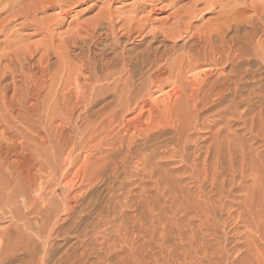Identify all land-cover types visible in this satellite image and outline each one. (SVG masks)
<instances>
[{
    "label": "bare ground",
    "instance_id": "6f19581e",
    "mask_svg": "<svg viewBox=\"0 0 264 264\" xmlns=\"http://www.w3.org/2000/svg\"><path fill=\"white\" fill-rule=\"evenodd\" d=\"M87 1L92 2V4L88 6V9L97 7L100 3L101 6L99 9H97L98 11L95 16L87 21L88 23L86 22L87 24L84 23V25L81 22L82 27L80 26L81 28L77 29L76 33L74 32L75 34L73 36L70 35V39L68 38L69 41H65L68 44L63 41L66 45L58 54L57 58L59 59L58 63L62 64V66L64 65L63 68L67 69V67H69L70 65L71 59H74L70 56V51L68 52V48L69 46H78L79 40L81 39L83 42V46L85 45L87 48L85 47V49L80 46L79 54L81 56L78 57L80 58L82 63V72H86V74L88 73V77L83 76L84 79H82V81L84 80V84L83 86H81V89L85 88V90L81 93L79 92L80 96L77 99L78 101L75 100L76 102H73L72 92L58 94L61 104V110L63 111V113H65V116L62 118L61 123L55 124V122V126H53V128L50 130V133H53L52 137L58 146V150L53 151V153L49 151L50 155H52L51 158H53V160L56 159L57 161L61 158V161L58 162V165L61 164L62 166V163H67L69 161V158L73 156H70L69 154L73 151L69 148V144H71L72 138L75 137L72 134L76 135L75 133H77V130L76 132L75 130H73L74 133L70 134V136H67L68 138H66V134L68 135V130L70 128L69 126H67V124L69 125V123L75 122V120L72 121V119H74L73 111L75 110V103L80 104V102L88 99V90L91 93H95L97 91L95 90L96 86L99 85V82H105V85L111 84V86L112 84H114L113 87L117 89L114 90L113 93H116V96H118V101H121H119V104L121 106L126 105L128 107L132 102H137L135 106L138 104V102L145 103L144 101H146L147 99L146 95H148L147 91L151 90V88H159L160 90L165 86L172 87L169 91L165 90L166 98L164 96L163 97L165 99L163 97L161 98V100L163 99V101H165L162 107L159 106V101H157L158 105L157 103L155 104L159 108L155 106L156 108L153 107L152 110L151 106H149L151 108L152 114H150L149 118L147 117L149 119L147 120V122L144 123L141 120L144 123L143 125L135 122L138 123L137 126H140L139 129L135 128V130H139L137 137L141 139L142 143H140V145L138 146L135 145L137 149L133 150L134 148H132L133 146H131L132 144H130L129 142L135 143L136 139H133L132 137L133 142L132 139H130L131 141H129L130 136H128L129 142L127 143H129V145L125 146L126 151H124L126 152V154H124V152L122 153L125 155V157L121 155L124 157L125 162H134V166H136V168L137 165L142 166V168L140 167L141 171L145 172L144 175H146L151 183L154 184L155 191L153 192V195L147 196L146 205L148 207L147 210L151 212L149 216L150 218L148 217L149 220H152L157 224H153V232H151L152 230L150 231L153 234L151 239L155 240V244L153 245L150 242H147V244L142 243L143 246L139 245L141 247L139 253L134 251L139 247L137 246V248L133 250L132 248H130L127 252H122V254L119 256L116 255V258H119V262H124V259L128 260L130 259V257H134L141 260L139 262L141 264H149L152 261H155V264H222L223 259L226 257L225 254L228 253V250H230L228 246H232L231 249L236 252V257H234L233 260L234 264H264V152L260 150L264 147V76L262 77L261 74L259 75V71H261L264 67V0H253L251 4H248L247 0H237V2L232 0V2H235H233L234 4H230H233L232 6H229L227 4L228 0L200 1L205 3V8H207L208 10L211 9V11L212 9H216L218 13L215 16V20L213 19L212 23L209 22V25H207L206 27H198L197 31H192L189 26H187L183 30H180V27L160 28L159 30L153 29L150 28L151 24H149L148 19L145 17H140V19H135L132 17L121 19L116 15L117 10L113 8L114 2L118 0H31L27 3H24V0H1L0 15L3 11L10 12L14 17L19 14H23L27 18H25L22 26H36L37 31H44L50 34L52 28H54L55 25L60 26V24L64 22L63 19L66 18L68 14H70L72 5L82 2L86 3ZM19 4H21V6L18 7L20 11L13 9L15 5ZM197 6L198 4L191 11V17H194L196 15V12L198 10ZM217 6H220V8L218 9ZM57 7H60L61 9L60 11H58V13L55 14L52 20L37 19L39 13H45L47 10H50V8ZM64 37L66 36L64 35ZM87 37H89V39L91 40L107 38H110L112 40L109 42H105V44L103 45V49L100 50L101 52L99 51L100 53H93L90 44L88 45L89 42H87ZM146 37H149L151 39H149L148 42L144 46H142V48H140L139 46H131L130 43L133 42L132 40L137 39L141 42L143 39H146ZM160 37H162L163 41L165 42L170 40L171 44L158 43V39ZM63 38L61 40H63ZM180 38H187V40L182 43L181 47L177 48ZM42 43H44V41ZM45 51H49V48H46ZM50 56V52H47L46 54L42 52L40 56L36 57V59L34 57L33 59H27L23 64L24 66L21 63L20 66L22 65V67L26 68V71L28 72V75H24V78H16V75H14L13 72L10 73V70H12L10 68L11 66H9V64L6 65L9 62L3 64V66L5 65L6 68H4L5 70L3 69V72H0V109H4L6 112H10L12 110V107L23 109V107L18 103L19 96L18 94H16V92H18L20 96L26 98L27 111L24 112L25 116L27 118H31L27 115V113H30V115L32 114L33 117L35 116L34 114L37 113L36 109H39L37 107L40 106L39 98L41 96V91L43 90L41 88L48 85L47 76L51 75V73H54L51 76V81H55L54 75L59 71L58 74L60 76V73L62 72H60L61 68L56 72L55 69L54 71H51V69L53 68V64L50 62ZM255 60L258 64L253 65L255 67L250 66V63H253V61ZM54 63L57 64V62L55 61ZM77 63L78 62H76V64ZM76 67L74 66L71 68L76 69ZM97 68L99 70L101 68V70L98 71L101 74L98 73V75L95 76L94 74L93 76L92 74L93 72H97ZM56 69L58 68L56 67ZM198 69L201 70H199V72L197 73L196 71ZM72 73H75V71H71L69 73L70 76H68L67 74V79H70ZM34 77L35 80L33 82V85H31L33 81L31 78ZM75 77L79 76L77 75ZM2 78L3 81L1 82ZM64 79H66V77ZM250 81H252V85H249ZM67 84L68 83H66L65 85ZM100 85L103 86L102 83ZM144 90L147 91L144 92ZM10 91H13V93L9 95ZM76 92L77 96L78 91ZM150 93L149 95H151ZM258 97L259 100H255ZM146 102L148 105V101ZM109 106L108 108L110 110L112 106ZM116 107L114 108H120V106H118L117 108ZM123 109L124 111L126 110V108ZM148 109L147 111L150 112ZM141 110L143 112V109ZM132 111L134 110H131L129 112ZM147 111L144 112L147 113ZM79 112L78 114L80 115ZM83 112L81 113L83 114ZM112 112L111 116H114ZM142 112L138 115L141 116ZM101 113L98 112L97 114L99 115ZM105 113L106 110H104V114ZM125 115L123 116L125 117ZM144 116L145 115L143 114L142 117ZM109 117L110 116H108V118ZM77 118L79 119L78 116ZM86 119L89 120L90 118ZM116 120L112 122L114 123ZM135 120L136 119H134V121ZM58 121L60 122V120ZM124 121L121 122L123 123ZM121 122H119V124H121ZM86 123L88 124V122ZM71 125L72 124H70V126ZM165 126L167 128L171 127L170 129L173 134L170 138L172 139L168 141L167 139L165 140V138L162 137L164 140H156L157 142H155V135L160 134L159 132H157V130H161V128ZM122 127L123 126L121 124L120 128ZM52 130L53 132H51ZM135 130L134 132H136ZM44 133L48 135V132ZM121 133L122 132H120L119 134ZM136 134L137 132L132 136L135 135L134 137H136ZM50 138L51 137H49V139ZM117 139L120 140L122 138ZM120 141L122 142V140ZM120 141H118L117 143H119ZM152 141H154L155 143H153ZM8 142L9 141L5 143L0 142V215L7 214L9 217L10 214L13 220L14 218L17 220L18 218L22 220L23 218L21 217L23 216V214H21V212H24V208L22 207V211L20 206L17 205L18 202L22 201L24 205L30 202V206L27 204L28 207H33V205H36V202H38L39 199L38 196V199L37 197L32 198L36 193L33 191V189L37 191V189L42 185V175L44 174L41 175V168H36V170H40L38 176V174L35 173L36 171L33 172V168L36 167L35 164L37 165L35 160H40L39 158H41V156L39 155L40 157H38V154H36L35 151V155H26L24 154V150L22 153V150L20 149H18L19 151H15L14 140L11 143ZM17 144L20 145L18 142L16 143V145ZM35 144L34 148L37 149L35 147ZM43 144L44 143H42L41 145ZM49 145H47L48 148H50ZM121 145L122 143L120 144V147ZM29 146L32 147V145ZM36 146L38 145L36 144ZM261 146L263 147L260 148ZM42 147L46 146L43 145ZM51 147L56 148V146L54 145ZM28 149L30 148L28 147ZM44 149L45 150H43V152L49 150H46V148ZM68 149L71 150V152L69 151L68 153ZM192 152L197 153L192 154ZM48 156L49 155H46L45 158H47ZM43 157L44 156H42V160H45V158L43 159ZM157 158L159 161L157 160ZM71 159L72 158H70V160ZM155 159L157 161H154ZM47 160L45 162L49 163L50 161L48 162ZM163 160L166 162H164ZM57 161L55 162L57 163ZM51 163L53 164L52 161ZM171 163L172 165H174L173 167L170 166ZM164 164H169L171 168L168 167L169 169L165 168L163 170L162 168L164 167ZM41 165L44 166L42 163ZM97 165L102 166L99 164ZM47 167L46 169H48ZM57 167L59 168V166ZM66 167L68 166L65 165L63 169H65ZM98 168L101 167H96V170ZM51 169L50 170L54 172V174L52 175L55 176V171H58V169H55V171L53 170V168ZM61 171L64 172L63 170ZM69 172L71 171L69 170ZM103 172H100L102 176H104ZM138 172L136 171V173ZM51 173H49L50 177L52 176ZM108 173H110V171ZM176 173H181V175ZM94 174L96 176L97 173ZM94 174L91 175L94 176ZM69 175L70 173L67 174V176ZM46 176L48 175L45 174V177ZM49 176L47 177L48 179ZM61 176H63V174ZM96 177L93 178L95 179ZM109 178H111V176ZM55 179L57 180L58 178ZM85 179H87V177L84 178V181ZM139 179H142V176ZM187 179H191L189 180L191 183L189 182L187 184ZM205 181H208V183L210 184V186L208 185L209 188L207 186V183L205 184ZM55 182L56 181H53L52 183L50 181L49 184L47 180L46 184L51 185ZM46 184H44V187L46 186ZM191 184H194L193 186L196 185L197 187L193 189V187H191ZM108 185L110 187V184ZM35 186H37V189H35ZM112 186H115V184ZM122 186L124 187L125 185L123 184ZM66 189H69V187ZM39 190L40 189H38V191ZM31 191H33V195L30 193ZM46 192L48 191H45L44 193L46 194ZM44 193H42L41 195H43ZM29 195L32 196L30 197ZM36 195L38 194L36 193ZM68 196L69 195H67V197ZM63 197H65V195ZM70 197L71 196H69L68 199L64 198L65 200H63V202L60 200V202L63 204L62 207H64L63 212L67 211L66 213L74 214L77 210L76 207L78 205H75L77 203H75V199H72L73 201L69 200ZM49 198L51 199V197ZM47 199L45 201H47ZM44 202L43 204L46 203ZM57 202H55L54 204H56ZM121 202L123 201L120 195L111 199L109 204H113V212L109 215H104L103 217L100 216L102 218L96 220L97 222H100L98 226H95L96 228H98L96 231L92 228V232L83 233L85 235L83 236L89 241H84L85 246L83 247L82 252L77 251L80 253V257L82 256L83 258L85 255H89L90 253L93 254V247L96 248L94 246V241H98L99 243H97L101 247L97 248H101L102 253L101 256H99L98 254L100 250H98V254H95L97 255V257L99 256L98 259H100V264H118L117 261H112L111 259H109V256L105 257L102 256V254L106 252L111 254L116 251L118 246L125 250L130 244V240L128 239V225L129 223H132L134 227V221L131 218L123 219L121 217L117 223L115 221V216L119 211V208L122 207ZM38 205L39 203H37V206ZM118 205L119 208H117ZM166 205L170 206L171 208V214H169V216L165 215L168 210L165 209L167 207ZM58 209L57 211L60 210ZM44 210H46L45 212H47L48 219H45L47 221H43L42 223L40 222L42 225L39 227V240L40 235L43 236V234L46 232V229L51 228L50 224L52 225L50 208H45ZM224 210L230 215V223H235V226L233 224L234 228L232 230V235L236 238L240 237L239 240H234L233 243L231 245L229 244L228 246L227 244L230 243V237H224V239L222 235L219 236L217 233V228L224 224L226 226L227 224V221L225 219H227L226 216L228 214H225V219L219 218L220 216L222 217V214L220 215V211H222V213H225ZM53 213V216H57L55 212ZM60 213L62 212L60 211ZM112 214V217H115V219L112 218L109 220V217ZM29 215L31 217L32 214ZM75 215H77V212L75 213ZM218 215L220 216L218 217ZM229 217L227 220H229ZM54 218L57 219L58 217ZM25 219L27 221L29 218ZM17 220L15 221L17 222ZM144 220H141L143 222H141L140 225H142L141 227H144L145 230L146 223ZM9 221L12 220L10 219ZM27 222H29V220ZM18 224H12L9 229L6 227L7 234L3 233L5 230L2 232L4 235L0 237V240H2L6 244V248H4V250L0 253V264H8L9 260L13 257L15 252L20 248H18V246H20L21 244L20 240H22L26 234L28 235L30 233L28 231V233H26V231H24L25 227L23 226L22 228V226H20V224L18 226ZM31 227L29 230L32 229ZM52 230L53 228L50 229V234H48L47 237L48 240L49 237L53 238V236H57L56 233H54L52 236ZM138 230L142 232L140 228H138ZM24 233L26 234L24 235ZM137 233L139 234L140 232ZM36 234L38 235V233ZM37 235L35 236L38 237ZM140 236L142 235L140 234ZM173 237L176 239H180V244H178L176 240H173ZM220 237H222L223 239ZM223 242L225 245L223 244ZM35 243H37V240L35 241ZM46 243H44V245ZM138 244L141 243L138 242L137 245ZM49 245L51 246V244H48V246ZM22 249H24L25 251ZM22 249L20 250L27 252L26 255H29L28 259L25 260L27 264H47L46 254L41 256H38L36 254L38 256V261L36 262L35 260H33L35 258V253L33 252L35 249L33 251L28 247H24ZM31 249H33V247H31ZM75 251L76 250H74L73 252L76 253ZM71 254L73 255V253ZM71 254L67 255L71 256ZM77 254L78 253L74 254V256H72L73 259L71 260V257L70 261H66V263L73 264L76 258V261H78L79 256ZM97 262L99 263V261ZM74 264H76V262Z\"/></svg>",
    "mask_w": 264,
    "mask_h": 264
},
{
    "label": "rangeland",
    "instance_id": "374dc122",
    "mask_svg": "<svg viewBox=\"0 0 264 264\" xmlns=\"http://www.w3.org/2000/svg\"><path fill=\"white\" fill-rule=\"evenodd\" d=\"M30 1L31 0H24V3H27ZM200 1H203V0H118V1L114 2L113 8L115 10H117L116 15L121 19L130 18V17L135 18V19H140V17L147 18L149 24H151L150 28H153V29L159 30L160 28H169V27H177L178 28V27H180V30H183L187 26H189L192 29V31H197L198 27L199 28H202L204 26L206 27L207 25H209V22L212 23L213 19L215 20V16L218 13L216 9L215 10L212 9V11H211V9L208 10L207 8H205L206 7L205 3L200 2ZM228 1H230V2H228ZM228 1H227V4L229 6H232L235 2H237V0H234L235 1V2L233 1L234 3L232 2V0H228ZM247 1H248V4H251V2L253 0H247ZM231 3H233V4L230 5ZM90 4H92V2L87 1L86 3L82 2V3L72 5V9H71L70 14H68V16L63 19L64 22L61 23L60 26L55 25L54 28H52L53 32L51 31L50 34L48 32H44V31H41V32L37 31L36 26H32V27L31 26H22V23L25 21V18H27L23 14H19V15L14 17L10 12L3 11V12H1V15H0V18H1L0 19V64L2 65V66L0 65V69H1L0 72H3L5 70L4 68H6V66L4 65L5 66L4 67L3 64H6V62H9L6 65L9 64V66H11L10 68L12 70H10V73L13 72V74L16 75V78H21V77L24 78V75H28V72L26 71V68L22 67V65L26 62L27 59H33V57L36 59V57L40 56V54L42 52L44 54H46L47 52H50V54H51L50 62L53 64L52 65L53 68L51 67L53 70L51 69V71H54V69H55V72H56L60 68H61L60 72L62 71L60 73V76L62 74L61 77L58 74L59 71L57 72V74L54 75L55 81H51V76L54 73H51V75L47 76L48 85L46 87L41 88L43 90L41 91V94H40L41 96L39 98L40 106L37 107L39 109H36L37 115L34 114L35 115L34 117L32 114H31L32 115L31 116L30 113H27V115L31 118H27L25 116L24 112L27 111V109H26V98L20 96V94L18 92H16V94H18V96H19V102L18 103H19V105H21L23 107L24 111H23V109L18 108V107H16V108L12 107V110L10 112H6L4 109H0V142L5 143V142L9 141L11 143L14 140L15 151H19L18 149H20V150H22L21 152L23 153V150H24V154H26V155L27 154L35 155L34 153L36 152V154H38V157L41 156V158H39L40 160H38V161L35 160L37 165L35 164L36 167L33 168V172L36 171L35 173L38 174L40 172V170L38 171V170H36V168L42 169L41 175L44 174V175H42L43 183L45 182L44 184H46L47 180H48L49 184H50V181L52 183H53V181H56L54 183L56 186L54 184H51V185L46 184V186L44 187L43 183L41 186L39 185L40 187L38 189H40L39 190L40 192L38 191L37 186H35L36 187L35 189H37V191H35L34 189H33V191L36 192L38 195H36V193L34 194L33 191H31L30 193L32 195L33 194L35 195V196L33 195L32 198H36L38 196L39 199L37 197L38 202H36V205L34 204L33 207H28V205L30 206V202L27 203L28 205L27 204L24 205L22 203V201L18 202L17 205L20 206L22 211L24 208V212H21V214H23V216H25V217H23L22 215H20V216H22L21 218H23L25 220V222L23 219L21 220L19 218H18V220L15 218L13 220V218H12V216H10V214H9V217L7 214H4L5 216L0 215V232H1L0 237L3 236L4 234H7L6 229L7 228L9 229V227H11L12 224L17 225L18 223L20 224V226H22V228H23V226L25 227L24 231H26V233L30 232L29 234H31V235H29V234L27 235L26 233H24V235L26 234L27 236L25 235L23 237V239L21 238L22 240H20V243L22 245L20 244V246H18V248L20 247L19 250L15 252L13 257L9 260L8 264H27L25 260L28 259L29 255H26L27 252H24L25 250L22 249L24 247L25 248L28 247L32 251L35 249L33 251L35 253V258L33 260H35L36 262L38 261V259H37L38 256L46 254L47 264H68V263H66V261L69 262L70 258L72 256H74V254L78 253L77 254L79 256L78 261H76L77 260V258H76L75 261L73 260L74 263L76 262V264H87V262H88V264H100V259H98V258H99V256H101L102 251H101V248H99V249L97 248V247H101L98 244L99 243L98 241H97L98 243L96 241H94V246L96 248L93 247V249H94L92 251L93 254L90 253L89 255H85L83 258H82V256L80 257L79 252H82L83 247L85 246L84 241L87 242V240H88L87 238L84 237L85 235L83 233L92 232V228L95 229V231L98 229L95 226H98L100 222L99 221L97 222L96 220H99L104 215H109L110 213L113 212V210H114L113 204L112 203L109 204V202L111 199L118 197L119 195L122 197V201H123V202H121L122 207L119 208V205H118L117 208H119V211L117 212V214L115 216L116 219H115V217H112L113 216V214H112V215H110L109 220L113 218V219H115V221L117 223L121 217L123 219L131 218L134 221V227H133L132 223H129V225H128V227H129L128 239L130 240V244H129L128 248H126L125 250L122 249L120 246H118L115 252H113L111 254L106 252V253L102 254V256H105V257L109 256V259H111L112 261H117L118 264H141V263H139L141 260H139L138 258L130 257V259H128V260L124 259V262H119V258H116V257L121 255L122 252H124V251L127 252L128 249H130V248H132V250H133V249L137 248V246H139V245L143 246L142 243L147 244V242H150L153 245L155 244V240L151 239V237L153 236V234L151 232H153L152 225L153 224L157 225V224L155 222H153L152 220H149V218H150L149 216H150L151 212L149 210H147L148 207L146 205L147 204L146 203L147 196L153 195V192L155 191V187H154V184L151 183L149 178H147L146 175H144L145 172L141 171L142 166H139L136 164L137 165V168H136V166H134L135 165L134 162H132V161L131 162L129 161L130 163L128 161L125 162V160H124L125 155L124 154H126V152H124V151H126L125 146L129 145V143L132 144L131 146H133L132 147V148H134L133 150L137 149L135 147V145L138 146V145H140V143H142L141 139H139V137H137L138 131H139L138 129L140 128V126H137L138 123H140V125L141 124L143 125L145 122H147V120H149L148 118H149L150 114H152L151 108L153 110V107L156 106L155 104L157 103V101H159V104H160L159 106L162 107V105L165 101H163V99L161 100V98L163 96L166 98V96H165L166 91H169L172 87H170V86L162 87V89H160L162 91H160L159 88L158 89H154V88L152 89L151 88V90H149L151 93L147 90H144V92L147 91V93H148V95H146L147 96L146 101H148V105H147L146 101H144L145 103H142V102L139 103L138 102V104L136 106H135V104L137 102H132L130 104V106L128 107L126 105L121 106L119 104L120 100L118 101V98H117L118 96H116L117 94L113 93L114 90L117 89V88L113 87L114 84H112V86H111V84L105 85V82H99L98 84L100 85L102 83L103 86L100 85V87H99V85H97L96 89H95L97 91L95 93H91L88 90V92H87V98L88 99L80 102V104L75 103V110H74L75 112L73 111V113H74L73 118L74 119H72V121L75 120V122L74 123L71 122V123H69V125L67 124V126H69L70 128L68 127L69 130H68V135L66 134V138H68L67 136H70V134L74 133L73 130H75V132L77 130V133H75L76 135L72 134L73 136L76 137V139H75V137H73L72 138L73 143L71 141V144H69V148L73 151L71 152V150L68 149V153H69V151L71 152V153H69L70 156L73 155L72 157H70L72 159L70 160V158H69V161L65 164L62 163V166H61V164L58 165V162L61 161L60 160L61 158L58 159V161L56 159L53 160V158H51L52 155H50V152L53 153V151L58 150V146L52 137L53 133H50V130L53 128V126H55V124L61 123L62 118L65 116V113H63V111L61 110V104L59 101L60 99H59L58 94L59 93H65V92H67V93L72 92L73 102H76L75 100H77L80 96L79 92L81 93L85 90V88L81 89V86H83V84H84V80L82 81V79H84V77H88V73L86 74V72H82V69H83L82 63H81L80 58L78 57V56H81L79 54V50H80L79 47L80 46L82 48L86 47L85 45L83 46V42L81 39L79 40L78 46H76V47L69 46V48H68V52L70 51V56L74 59H71L70 65H69V67H67V69L63 68L64 65L62 66V64L58 63L59 59L57 58V56L63 50L64 46L66 44H68L66 42L69 41L70 35L73 36L76 33L77 29H80L82 27V25H81L82 23L87 24L88 23L87 21H89L90 19H92L95 16V14L98 11L97 9H99L101 6L100 5L101 3H100L98 5L99 7L97 6V7H94L92 9H88V6ZM197 4H198V6H197L198 10L196 12V15L194 17H191L190 13ZM19 6H21V4L15 5L13 7V9L20 11V9H18ZM192 6H193V8H192ZM217 7H218V9L220 8V6H217ZM60 9H61L60 7L50 8V10H47L45 13H39L37 16L38 17L37 19L38 20H40V19H44V20L51 19L52 20V18L55 16L56 13H58V11H60ZM9 18H11V19H9ZM64 35L66 37H64ZM62 38H63V40H61ZM87 39H88L87 42H89L88 45L90 44V47H91L93 53H96V52H99L100 50H102L105 42L106 41L109 42L112 40L110 38L91 40V39H89V37H87ZM149 39H151V38L146 37V39H143L141 42L137 39L132 40L133 42L130 44H131V46H139L140 48H142V46H144L148 42ZM160 40H162V41H160ZM186 40H187V38H180V40L178 41L179 43L177 45L178 46L177 48L181 47L182 43ZM43 41H44V43H42ZM63 41L64 42L66 41L65 42L66 44ZM158 41H159L158 43L171 44L170 40L165 42V41H163L162 37H160L158 39ZM46 48H49V51H45ZM8 53H10V54H8ZM33 54H34V56H33ZM76 55H77V57H76ZM54 61L57 62V64L54 63ZM76 62H78V63L76 64ZM21 63H22V65L20 66ZM257 64L258 63L255 60V61H253V63H250V66L257 65ZM73 65L75 67L77 66L76 69L71 68V67H74ZM56 67L58 69H56ZM253 67H255V66H253ZM67 70H69V71H67ZM78 70H80V71H78ZM100 70H101V68H100ZM100 70L97 68L96 69L97 72H95V73L93 72L92 75L94 76V74H95V76H96V75H98V73L101 74L100 72H98ZM199 70H201V69H198L196 72L198 73ZM71 71L72 72L75 71V73L71 74L72 78L70 77V79H71L70 80L67 78H68V76H70L69 73ZM261 71H259L260 72L259 75L261 74V76L263 77L264 76V73H263L264 67ZM15 73H17V74H15ZM83 73H84V75H83ZM67 74H68V76H67ZM77 75L79 77H75ZM65 77H66V79H64ZM74 77H75V80H74ZM31 79L33 80L31 85H33L35 77L31 78ZM66 80H67V82H66ZM2 81H3V78L1 80V82ZM50 81H51V84H50ZM64 82H66L68 84L65 85L66 83H64ZM251 82L252 81H250L249 85L253 84ZM21 84H19V85H21ZM63 89H65V90H63ZM76 91H78L77 96H76V93H77ZM12 93H13V91H10L9 95ZM20 93H22V92H20ZM149 93L151 95H149ZM162 93H164V94H162ZM160 94H162V95H160ZM146 96H145V98H146ZM158 99H160V100H158ZM90 100L91 101L93 100L95 102H93V101L91 102ZM255 100L258 101L259 97L256 98ZM88 102L91 105V107L88 104ZM113 103L114 104L116 103L117 107L120 106V108L115 109L114 107H116V104L114 105ZM144 104H145V106H144ZM95 105H97V106H95ZM107 105L108 106L110 105L109 107L112 106V108H110V110H109ZM157 105H158V103H157ZM80 106L82 108H84L86 106L88 109L86 107L84 109H82ZM149 106H151V108ZM130 107H131V110H134V111L129 112V111H131ZM156 107L159 108L158 106H156ZM89 108H90V110H89ZM96 108H99V109H96ZM113 108H114V110H113ZM123 108H126V110H129V111H126V110L124 111ZM140 108L143 109V112L147 111V109L149 108L148 110L150 112L147 111V113L146 112L143 113ZM85 109H87V110H85ZM111 109L113 112L111 111ZM80 110H82V111H80ZM104 110H106L107 114L106 113L104 114ZM83 111H86V112H83ZM78 112L80 113V115L78 114ZM81 112H83V114ZM98 112L99 113L102 112V113L98 115L97 114ZM111 112H112V114H114V116L113 115L111 116ZM114 112H116L118 114H116ZM141 112H142V115L141 116L138 115V114H141ZM120 113L122 116L120 115ZM38 114H41V115H38ZM75 114H76V116H75ZM143 114L145 115L144 117H142ZM123 115H125V117ZM77 116L79 117V119L77 118ZM87 116H89V117H87ZM108 116H110L109 118L111 119V121L108 118ZM134 116H135V118H134ZM139 116H140V119H139ZM81 117H83V118H81ZM112 117L114 120H116V118H117V120L114 123L112 122V121H114L112 119ZM86 118H90L89 119L90 121ZM137 118L139 119V121ZM134 119H136V120L134 121ZM58 120H60V122ZM85 120H86V122H88V124L85 122ZM121 121H124V122L122 123ZM128 121H130V122H128ZM119 122H121V124L123 126L122 128H120L121 124H119ZM135 122H138V123H135ZM75 123L78 125H76ZM125 123H127V124H125ZM128 123H129V126H128ZM133 123H134V126H133ZM70 124H72V125L70 126ZM51 125H52V127H51ZM131 126L133 129L131 128ZM170 126H172V125H170ZM71 127L75 128V129H72ZM76 127L79 129H77ZM126 128H127V130H126ZM135 128H138L137 129L138 131H136ZM166 128L167 127L165 126V127L161 128V130L160 129H158L159 131L157 130V132H159L160 134L162 133L161 134L162 136L156 132L158 135H155V137H154L155 142H157L159 140L162 141V140H164L163 138H165V140L167 139L168 141L172 139V138H170V137H172V134H173L171 129H170L171 127L167 128V129ZM120 129H122V130H120ZM165 129H166V131H165ZM124 130H125V133H124ZM128 130H129V132H128ZM134 130L137 132L136 137H134L135 135L132 136L133 134L136 133V132H134ZM167 130L168 131L170 130L171 132L170 131L168 132ZM132 131H133V133H132ZM44 132H48V135L45 134ZM51 132H53V130ZM120 132H122V133L119 134ZM118 135H120V136H118ZM48 136L51 138L49 139ZM123 136H125L127 139ZM128 136H130V138ZM165 136H168V137H165ZM132 137H133V139H136L135 143L129 142V141H131L130 139H132ZM117 138H122V139H120V140H122V142ZM128 138H129V141H128ZM133 139H132V142H133ZM42 140H44V141H42ZM118 141H120V142L117 143ZM154 141H152V142L155 143ZM17 142L20 145H18V144L16 145ZM35 142L39 146V148H38V146H36ZM38 142H40V143H38ZM127 142H129V143H127ZM32 143L35 144V147L37 149L34 148V144H32ZM42 143H44L43 145L46 147H42L43 146V145H41ZM121 143H122L121 147L123 146L122 149L120 147ZM52 144L54 146H56V148L51 147V146H53ZM29 145H32V147H30ZM47 145H49L50 148H48ZM19 146H21V147H19ZM70 146H72V147H70ZM28 147L30 149H28ZM262 147L263 146H261L260 148H262ZM41 148H43V149H41ZM44 148H46V150L47 149H49V150L43 152V150H45ZM123 148H125V149H123ZM32 149H34V150H32ZM36 150L38 151V153ZM260 150H262L264 152V147ZM48 152H49V154H48ZM123 152H124V154H122ZM43 153H44V155H43ZM195 153H197V152H195ZM195 153L192 152V154H195ZM46 155H49L47 157L48 160H47V158H45ZM121 155H123L124 157ZM42 156H44L43 159L45 158V160H42ZM100 157H102V158H100ZM46 160L48 162L49 161L50 162L47 163V162H45ZM127 160H130V159H127ZM157 160H158V158H157ZM157 160L155 159L154 161H157ZM164 160H166V159H164ZM51 161L53 162V164L51 163ZM55 161H57V163ZM164 162H166V161H164ZM41 163L44 166L46 165L45 168H44V166L41 165ZM68 163H69V165L70 164L71 165L69 166ZM47 164H48V167H47ZM97 164L102 165V166H98ZM120 164H121V166H120ZM54 165H56V166H54ZM65 165H67L69 168L66 167L68 169H66V168L63 169V167ZM111 165H112V168H111ZM124 165H125V167H124ZM57 166H59V168H62V169H59ZM104 166L108 167V168H105ZM128 166H130L132 168V170ZM170 166L173 167L174 165H172V163H171ZM170 166H169V164H164V167L162 169L164 170L165 168H168ZM46 167L48 169H46ZM96 167H101V168H98L96 170ZM51 168H53L54 171H55V169H58V171L59 170L60 171L59 172L55 171V176H53L52 174H54V172L51 171L52 170ZM92 168H94V169H92ZM43 169H44V171H43ZM134 169H135V172H134ZM137 169L139 170V172ZM61 170H63L64 172H62ZM69 170L71 172H69ZM47 171L49 173L52 172L51 177L49 176V173ZM93 171H94V173H97L96 176H98V175L99 176L96 177L95 174L93 173ZM109 171H110V173H108ZM136 171L138 173H136ZM100 172L101 173L103 172L104 176H102V174ZM131 172H133V173H131ZM58 173L61 175L63 174V176L59 175ZM66 173L67 174L70 173V175L67 176ZM45 174L49 176V179L47 178L48 176L45 177ZM91 174H94V176ZM108 174H109V176H108ZM176 174L181 175V173H176ZM57 175L61 176L62 178L57 176ZM64 175H65V177H64ZM112 175H114V176H112ZM134 175H136V176H134ZM38 176H39V174H38ZM76 176H78V177H76ZM84 176L87 177V179H85V181L89 182L90 184L86 183L84 181V178H86ZM110 176H111V178H109ZM141 176H142V179H139V178H141ZM53 177H54V179H53ZM80 177H82V178H80ZM93 177H96V178L94 179ZM55 178H58L57 179L58 181ZM111 179H112V181H111ZM71 180H73L74 182ZM102 180H104V181H102ZM142 180L144 181V183ZM189 180H191V179H189ZM189 180L187 179V184L190 182ZM69 182H71V183H69ZM206 183H207V186L208 185L210 186L208 181H205V184ZM71 184H72V187H71ZM91 184H92V187H91ZM108 184H110V187ZM111 184L112 185L115 184V186H112ZM123 184L125 185L124 187L122 186ZM193 185L194 184H191V187H193V189H195L197 186L196 185L193 186ZM188 186H190V185H188ZM209 186H208V188H209ZM43 187H44V189H43ZM68 187H69V189H66ZM120 188H121V190H120ZM41 190H42V193H44L45 191H48V192H46V194L44 193L43 195H41L42 194ZM60 194H62V195H60ZM83 194H85V195H83ZM32 195H29V196L31 197ZM64 195H65V197H63ZM67 195L74 197V198L70 197L69 200L75 199L74 200L75 203L77 202L75 204L76 206L78 205L76 207L77 210L75 211V213L77 212V215H75V213L74 214L73 213H66L67 211L63 212L64 207H62L63 204L60 202V200L63 202V200H65L64 198L68 199L69 196L67 197ZM75 195L77 197L79 195L80 196L77 198ZM49 197H51V199ZM47 198L49 199L50 202L48 201ZM46 199H47V201H45ZM51 200H52V202H51ZM57 200H58V202H57ZM42 201L45 204H43ZM55 202H57V203L54 204ZM37 203H39L38 206H37ZM47 203H49V204L51 203V204L49 205ZM20 204L23 206H21ZM43 205H45V206H43ZM34 206H35V208H34ZM46 206H48V207H46ZM38 207H40V208H38ZM56 207H58L60 210ZM45 208H48V209L50 208V210H51V217H52L51 223H52V225L50 224V226H51V228H53L52 236L54 233H56L57 236L55 235V236H53V238L49 237V240H48L47 237H48V234H50L51 228H47L46 232L43 234V236L40 235V240H39V227L42 225L41 223L43 221H47L45 219H48L47 212H45L46 210H44ZM57 209L59 211H57ZM165 209L166 210L168 209L167 213H165V215L169 216V214H171L170 206H167ZM32 211H33V213H32ZM56 211L58 214L60 213V211L62 213H60L58 216ZM37 212H40V213H37ZM53 212H55L57 216H55V215L53 216V214H54ZM220 212H221L220 215L222 214V217L220 215H218V217L220 216L219 218L225 219L227 217V219H228V217L230 216L226 211H225V213L224 212L222 213V211H220ZM29 214H32L33 216L31 215V217H30ZM218 214H219V211H218ZM223 214H224V217H223ZM225 214L226 215L228 214V215L226 216ZM26 215H27V217H26ZM41 216H42V218H41ZM100 216H102V217H100ZM54 217H56V218L58 217L59 219L58 218L55 219ZM25 218H29L28 219L29 222H27L28 220L26 221ZM10 219L12 221H9ZM227 219H225V220L227 221L228 225L226 224V226H225V224H224V225L220 226L219 228H217V233L219 236L222 235L223 238L224 237H230V240H229L230 243L227 244V246H228L229 244L231 245L234 240H239L240 237L236 238L232 235V230L235 226V223L231 222L232 223V225H231V223H230L231 218L229 217V220H227ZM15 220H17V222ZM141 220H144L146 223L145 224L146 225L145 230H144V227H141L142 225H140L141 222H143ZM53 221L55 223L57 222L56 223L57 226ZM19 224H18V226H19ZM233 224H234V226H233ZM31 226H33V227H31ZM223 226H225L226 228ZM231 226H233V227H231ZM30 227L32 228L31 230H29ZM138 228H140L142 230V232L139 231ZM145 231H146V233H145ZM137 232H140V233L138 234ZM36 233H38V235ZM135 233H137V234H135ZM140 234L142 236H140ZM35 235H37L38 237H36ZM143 236L146 238H144ZM148 236H150V237H148ZM54 237H56V238H54ZM222 237H220V238H222ZM148 238L152 241H150ZM45 239H47V240H45ZM172 239L176 240L178 244H180V242H181L180 239H176L174 237ZM36 240H37V243H35ZM137 241L140 242L141 244L137 245V243H138ZM44 243H46V244L44 245ZM132 243L136 246H134ZM48 244H51V246L49 245L50 246L49 247ZM79 244H82V245H79ZM223 244H224V242H223ZM44 246H46V247H44ZM31 247H33V249H31ZM4 248H6V244L2 240H0V253L4 250ZM228 248L230 250H228V253L225 254L226 257L223 259L222 264H227V263L228 264H234L233 260H234V257H236L235 256L236 252L231 249L232 246H228ZM20 249H22L24 251H22ZM119 249H121V250H119ZM45 250H46V252H45ZM74 250H76L75 251L76 253L73 252ZM98 250H100L99 254L97 253ZM139 250H141L140 246L137 248V250L135 249L134 251L139 253L140 252ZM77 251H79V252H77ZM71 253H73V255ZM95 253L98 254L99 256L97 257V255ZM67 254H69V255L71 254V256H69ZM67 257H69V258H67ZM66 258L69 260H67ZM80 258H82V259H80ZM133 258H134V260H133ZM72 259H73V257L71 258V260ZM135 259H136V261H135ZM125 260H127V261H125ZM97 261H99V263ZM132 261H133V263H132ZM154 262L152 261L149 264H152Z\"/></svg>",
    "mask_w": 264,
    "mask_h": 264
}]
</instances>
